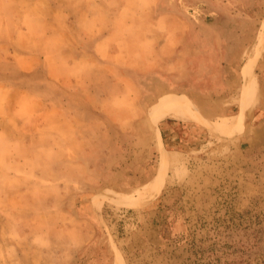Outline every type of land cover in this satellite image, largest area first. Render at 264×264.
I'll return each instance as SVG.
<instances>
[{"label":"rangeland","instance_id":"374dc122","mask_svg":"<svg viewBox=\"0 0 264 264\" xmlns=\"http://www.w3.org/2000/svg\"><path fill=\"white\" fill-rule=\"evenodd\" d=\"M263 22L264 0H0V264H207L163 239L174 203L200 247L263 232ZM172 95L201 121L156 122Z\"/></svg>","mask_w":264,"mask_h":264},{"label":"bare ground","instance_id":"6f19581e","mask_svg":"<svg viewBox=\"0 0 264 264\" xmlns=\"http://www.w3.org/2000/svg\"><path fill=\"white\" fill-rule=\"evenodd\" d=\"M263 46H264V22H263L262 27H261L257 51L261 50ZM243 74L245 77L246 85H245L244 93H243V99H244V104L242 105L243 110H242V113L240 114L239 119L233 125H230V126L227 125V126H221V127L216 126L215 127L216 132L222 136H225V137H233L235 135L242 134L244 132L245 124H246L245 123V111L249 107L252 106L253 100H254L255 95H256L257 84L254 80L253 65H252L251 61H249L246 64V66L243 70ZM155 115L156 116H154V117H155L156 122H157V120H160V119L166 117L167 115H175L178 117H183V118L195 120L198 122L201 121L198 114L195 113L192 108H190V106L187 104L184 97H176L173 95L172 96H166L160 100V102L156 106V114ZM158 145L160 147L163 146V142L161 141V139L160 140L158 139ZM173 164H174V162L172 160H170L168 155L163 156L160 159L159 170H158V174H157L156 178L153 181H151L150 183H148L142 190H140V192L138 193V196L136 198H134L133 202L135 203V201L141 195H142L141 196L142 198L149 200V199H151V197H155L158 194H160L161 191L163 190L164 186H165L166 181H167V179H166L167 173L171 168H173V166H172ZM142 204H145V202Z\"/></svg>","mask_w":264,"mask_h":264},{"label":"trees","instance_id":"16d2710c","mask_svg":"<svg viewBox=\"0 0 264 264\" xmlns=\"http://www.w3.org/2000/svg\"><path fill=\"white\" fill-rule=\"evenodd\" d=\"M162 132V138L165 141H168L167 133ZM203 143H196L194 139L189 141V146L192 149L201 148ZM199 148V149H200ZM176 203L172 204L167 210L169 211L165 217V227L161 231L163 239H170L176 248H183L185 246L188 247V252L190 254L187 259L188 262L192 263L194 258L199 261L207 262V264H222L221 259L219 258V253L229 250L230 254H235L239 256V260L226 262L225 264H252V255L261 251V245L264 244V231L253 232L250 237H248L247 242H243L242 240L233 243L230 245L229 243H223L220 245L217 241L207 247H200L197 245L196 241L192 239L190 233H177V217L174 212V207ZM175 229V231H174ZM220 233L214 237V239L220 238ZM227 238H232L231 235H227ZM257 255V254H256ZM261 257H256L254 261H261ZM195 261V260H194ZM195 264V262H193ZM264 264V261L263 263Z\"/></svg>","mask_w":264,"mask_h":264}]
</instances>
